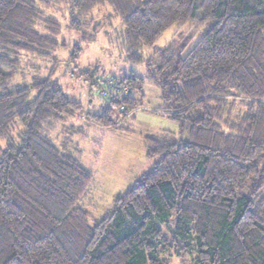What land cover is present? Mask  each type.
Segmentation results:
<instances>
[{"label": "trees", "instance_id": "trees-1", "mask_svg": "<svg viewBox=\"0 0 264 264\" xmlns=\"http://www.w3.org/2000/svg\"><path fill=\"white\" fill-rule=\"evenodd\" d=\"M104 7L123 21L132 54L175 25L201 35L157 69L180 138L146 136L151 170L91 224L80 203L92 173L50 138L84 107L55 78L65 41L46 11L64 9L81 36L73 64ZM24 56L52 67L20 81ZM73 70L91 92L103 86L95 72ZM115 81L128 96L86 114L103 127L117 128L114 108L139 102L142 78ZM230 96L243 98L242 115H231ZM0 141V264H264V0H0Z\"/></svg>", "mask_w": 264, "mask_h": 264}, {"label": "rangeland", "instance_id": "rangeland-1", "mask_svg": "<svg viewBox=\"0 0 264 264\" xmlns=\"http://www.w3.org/2000/svg\"><path fill=\"white\" fill-rule=\"evenodd\" d=\"M46 14L58 18L65 41V47L54 53L59 60L55 78L59 79L64 94L84 107L81 115L67 116L65 123L52 130L50 138L62 153L71 155L92 173V183L80 205L90 213L93 224L110 214L115 196L132 189L141 176L151 170L153 160L147 158L144 138L160 134L175 139L180 136L178 123L165 113L169 103L163 98L157 69L164 54L176 55L184 49L188 52L200 38L201 29L190 23L175 25L152 48L142 47L132 54L125 39L123 21L104 7L91 16L97 22L96 30L88 31L94 36L93 41L83 44L80 57L71 64L68 55L81 36L69 32L64 9L47 10ZM22 61V71L17 77L20 81L29 80L34 74L45 76L52 67V62L46 58L24 56ZM73 66L95 72L94 77H100L99 85L103 86L91 92L88 83L73 74ZM129 75L143 79L141 91H133V96L139 100L136 109L122 113L114 108L112 118L117 128L91 122L86 114L100 112L102 104L109 99L108 85ZM227 101L232 116L245 112L243 98L230 96ZM2 144L0 141V146Z\"/></svg>", "mask_w": 264, "mask_h": 264}, {"label": "built area", "instance_id": "built-area-1", "mask_svg": "<svg viewBox=\"0 0 264 264\" xmlns=\"http://www.w3.org/2000/svg\"><path fill=\"white\" fill-rule=\"evenodd\" d=\"M108 87L112 91V93H110L109 95V98L114 97V95L116 94H120L123 96H128L129 94V90L126 87L120 86L116 83H110ZM121 111H122V108H121Z\"/></svg>", "mask_w": 264, "mask_h": 264}]
</instances>
